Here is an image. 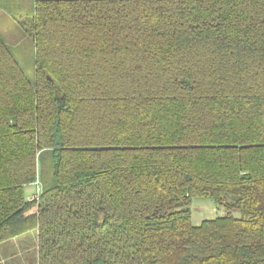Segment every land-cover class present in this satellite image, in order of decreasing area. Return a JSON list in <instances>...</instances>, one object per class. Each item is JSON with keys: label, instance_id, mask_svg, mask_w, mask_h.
<instances>
[{"label": "trees", "instance_id": "1", "mask_svg": "<svg viewBox=\"0 0 264 264\" xmlns=\"http://www.w3.org/2000/svg\"><path fill=\"white\" fill-rule=\"evenodd\" d=\"M5 9L34 75L0 36V244L36 231L34 264H264V0ZM198 198L225 214L193 225Z\"/></svg>", "mask_w": 264, "mask_h": 264}, {"label": "rangeland", "instance_id": "2", "mask_svg": "<svg viewBox=\"0 0 264 264\" xmlns=\"http://www.w3.org/2000/svg\"><path fill=\"white\" fill-rule=\"evenodd\" d=\"M0 36L4 39L5 43L11 47L12 54L16 61L19 63L23 72L31 81L34 75V49L29 39L24 38L21 31L18 29L14 22H10L9 18L0 11ZM18 44V48H14ZM48 152H42L38 161V174L49 175L51 172V162ZM35 190V186L31 187ZM191 223L199 225L203 220L214 219L223 216L225 211L223 208H217L212 201L207 199H193L190 206ZM234 217H239L238 212H232ZM18 264H24L19 262ZM27 264V263H26ZM31 264H34L32 262Z\"/></svg>", "mask_w": 264, "mask_h": 264}, {"label": "crops", "instance_id": "3", "mask_svg": "<svg viewBox=\"0 0 264 264\" xmlns=\"http://www.w3.org/2000/svg\"><path fill=\"white\" fill-rule=\"evenodd\" d=\"M29 6L30 0H0V11L9 18L10 22L14 21L10 13L5 9L6 7L23 8ZM32 185L24 188L26 198L35 191L31 188ZM35 235L36 231H32L0 244V264H18L19 262L31 264L34 260L36 261Z\"/></svg>", "mask_w": 264, "mask_h": 264}, {"label": "built area", "instance_id": "4", "mask_svg": "<svg viewBox=\"0 0 264 264\" xmlns=\"http://www.w3.org/2000/svg\"><path fill=\"white\" fill-rule=\"evenodd\" d=\"M33 185L35 186V191L26 199L28 202L37 201L40 196L41 188L38 179L33 183Z\"/></svg>", "mask_w": 264, "mask_h": 264}, {"label": "water", "instance_id": "5", "mask_svg": "<svg viewBox=\"0 0 264 264\" xmlns=\"http://www.w3.org/2000/svg\"><path fill=\"white\" fill-rule=\"evenodd\" d=\"M189 211L190 210V207H185V208H182L181 211Z\"/></svg>", "mask_w": 264, "mask_h": 264}]
</instances>
